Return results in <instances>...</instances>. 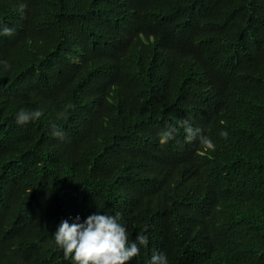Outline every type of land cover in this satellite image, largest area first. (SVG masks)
Here are the masks:
<instances>
[{"label": "trees", "instance_id": "1", "mask_svg": "<svg viewBox=\"0 0 264 264\" xmlns=\"http://www.w3.org/2000/svg\"><path fill=\"white\" fill-rule=\"evenodd\" d=\"M5 26L0 264H68L52 234L97 211L148 225L128 264H264V0H0Z\"/></svg>", "mask_w": 264, "mask_h": 264}, {"label": "clouds", "instance_id": "2", "mask_svg": "<svg viewBox=\"0 0 264 264\" xmlns=\"http://www.w3.org/2000/svg\"><path fill=\"white\" fill-rule=\"evenodd\" d=\"M13 29L0 27V35H11ZM0 65L5 69L9 67L8 62L0 60ZM73 105H67L72 108ZM44 115L42 109L25 110L20 109L15 115L18 125H26L39 120ZM62 113L58 114L59 118ZM185 131V141L192 142L199 139L207 149L214 150L215 144L211 138L202 134V130L193 127L188 121H181ZM176 129L168 127L162 130L159 143L166 144L174 138ZM52 135L63 139L64 133L53 125ZM221 136L227 137L226 131H221ZM148 225H143L140 232L136 233L135 239H130V233L125 226L122 214L116 212H94L82 221L77 215L73 222L61 220L52 234L55 246L63 252V259L68 264H128L133 258L139 256L141 247H146L149 237L146 234ZM148 264H169L167 257L160 252H153Z\"/></svg>", "mask_w": 264, "mask_h": 264}]
</instances>
